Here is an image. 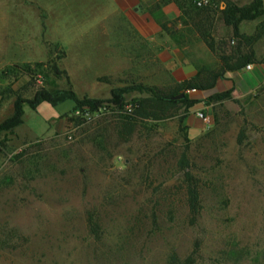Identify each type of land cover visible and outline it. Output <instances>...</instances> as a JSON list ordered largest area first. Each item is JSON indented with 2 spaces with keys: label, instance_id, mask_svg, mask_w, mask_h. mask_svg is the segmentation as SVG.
Listing matches in <instances>:
<instances>
[{
  "label": "rangeland",
  "instance_id": "1",
  "mask_svg": "<svg viewBox=\"0 0 264 264\" xmlns=\"http://www.w3.org/2000/svg\"><path fill=\"white\" fill-rule=\"evenodd\" d=\"M112 5L0 0V123L41 88L108 100L115 88L178 84L162 45L139 39ZM219 88L185 89L202 102L140 124L124 143L118 114L147 91L124 94L122 111L24 103L22 123L0 134V264H264V87ZM183 153L199 186L193 224Z\"/></svg>",
  "mask_w": 264,
  "mask_h": 264
},
{
  "label": "trees",
  "instance_id": "2",
  "mask_svg": "<svg viewBox=\"0 0 264 264\" xmlns=\"http://www.w3.org/2000/svg\"><path fill=\"white\" fill-rule=\"evenodd\" d=\"M174 2L181 11L182 24L187 26L186 30L194 31L198 38L205 44L208 50L215 52L214 40L212 38V29L217 14L216 10L210 7H197L193 0H163L161 3ZM214 1V0H212ZM153 9H158V5H153ZM261 8V1L254 0L247 6L237 7L230 3H225V8L220 11L222 19L226 25L233 28V39L236 40V45L228 53H219V64L215 68H208L201 66L197 69L194 77L190 80L176 84L169 90H158L154 87H145L142 85H131L125 88H115L111 90V96L108 100H97L89 98H78L73 91H57L50 92L43 88L37 90L31 100L16 99L13 106V113L0 123V134L8 133L22 123L24 103H27L31 108H35L42 103H46L52 107H56L65 101H72L74 104V113H83L86 111L95 112L101 109L103 105L108 104L118 111H122L124 103V94L130 91H147L150 93L148 97L136 100L133 107L118 114L117 125L115 132L117 138L121 142H128L134 132L142 123L146 122H161L172 118L179 107L184 106L189 110L193 106L202 101L194 100L184 92L185 89H196L199 91H206L212 89L216 81L220 79L225 72H233L244 68L247 64L255 62L254 52L252 46L264 35V21H261L251 36L239 35L237 32V25L242 20H252L260 17L263 14ZM161 28L164 32L170 35L174 40L176 39V31L174 25L168 22L161 23ZM178 43V41L175 40ZM264 62V60H262ZM33 75L39 70L32 71ZM183 94V98L178 100H171L170 97ZM226 96L215 95L209 98V101L214 99L219 100ZM206 104V103H205ZM113 111V110H112ZM4 144L0 142V153H2ZM25 149L15 156V158L22 157ZM178 167L184 171L185 184V201L190 216V223L193 224L200 213V195L198 182L187 171L188 162L183 153L178 160Z\"/></svg>",
  "mask_w": 264,
  "mask_h": 264
},
{
  "label": "crops",
  "instance_id": "3",
  "mask_svg": "<svg viewBox=\"0 0 264 264\" xmlns=\"http://www.w3.org/2000/svg\"><path fill=\"white\" fill-rule=\"evenodd\" d=\"M110 1L117 11L123 13L127 24L139 39L148 43L157 41L162 45L160 57L163 58L165 64L170 66V74L173 80L176 83H181L194 77L199 67H208L204 60L205 57L215 58L216 63L212 68L217 67L219 64L218 54L230 52L231 47L229 43H236V40L233 39V28L224 23L220 14V11L225 8V3H230L237 7H244L254 0H214L218 4V7L215 9L217 14L211 33L215 43L214 53L208 50L194 31L188 34L186 30L187 26L183 25L181 20H179L181 11L174 2L161 3L163 0ZM260 1L261 8L264 12V0ZM153 5H158L159 8L154 10ZM261 21H264V13L255 19L240 21L237 25L238 34L244 36L253 35ZM163 22H168V26L173 23L174 30L176 31L175 40L178 43L162 30L161 23ZM263 38L264 35L252 46L255 62L249 64L251 65L250 69H246L245 66L237 71L225 72L223 79L216 81L214 90H218L220 86L222 88H230L232 85H235L236 90L245 93L250 89L264 87V62L262 61L264 53L258 49V44ZM188 41H192L195 45L199 46L201 52L195 54V50L193 51L194 55H192ZM214 90H195L189 93H212L211 91ZM188 96L191 98V95ZM199 98L202 97L200 96ZM192 124L195 125L193 128L196 129L197 122L193 121Z\"/></svg>",
  "mask_w": 264,
  "mask_h": 264
},
{
  "label": "built area",
  "instance_id": "4",
  "mask_svg": "<svg viewBox=\"0 0 264 264\" xmlns=\"http://www.w3.org/2000/svg\"><path fill=\"white\" fill-rule=\"evenodd\" d=\"M194 5H196L197 7H210L213 9H216L218 7V4L215 1L212 0H193ZM251 65H246V69H250ZM35 81L37 84H41L42 83V76L41 75H36L35 77ZM194 89L188 90L187 92H194ZM197 117L198 118H202L204 120H206V117H204L203 112L199 111L197 113Z\"/></svg>",
  "mask_w": 264,
  "mask_h": 264
},
{
  "label": "water",
  "instance_id": "5",
  "mask_svg": "<svg viewBox=\"0 0 264 264\" xmlns=\"http://www.w3.org/2000/svg\"><path fill=\"white\" fill-rule=\"evenodd\" d=\"M183 94H179V95H176V96H172V97H170V99L171 100H178V99H181V98H183Z\"/></svg>",
  "mask_w": 264,
  "mask_h": 264
}]
</instances>
